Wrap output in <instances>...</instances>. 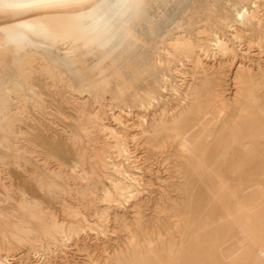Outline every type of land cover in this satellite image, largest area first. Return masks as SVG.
<instances>
[{
  "label": "bare ground",
  "instance_id": "6f19581e",
  "mask_svg": "<svg viewBox=\"0 0 264 264\" xmlns=\"http://www.w3.org/2000/svg\"><path fill=\"white\" fill-rule=\"evenodd\" d=\"M149 1L152 0H0V54L13 56L12 68L9 66V69L5 68L0 73V129L3 124L10 125L11 130L7 133L9 136L10 134L13 136L7 140L16 144L17 150H23L27 154L29 152V155L30 153L34 154L36 159L45 165L46 178L40 174L38 175L34 172L35 170L29 175L26 174L29 178H35L39 190L44 194L63 195L66 192L72 193L74 191L76 194L87 195L86 188H81L76 180L86 181V184L93 181L95 192L100 191V195H102L100 198L107 203V207L103 209L101 214L100 210L96 212L99 220L104 217L108 209L113 206L119 208L121 200L125 199L127 201L131 197L130 194L134 192V190H131L132 183H139V178L131 174L128 166H126L136 162L134 158H139L131 148V142L136 146L135 150L139 146L143 147L145 157L140 158L145 161L162 156L170 146H176L171 157L174 160L173 167L175 171L179 178L184 181L179 188L183 196L178 201L168 197L167 202L164 201L156 205L160 212H166L171 219H174L173 227H166L167 236L150 231L146 227L140 205H137L136 216L133 220L130 219L132 221L125 219L124 215L116 212L114 221L122 224V227L129 234L127 241L129 249L125 251L121 248L114 251L113 255L108 256L107 264H264V242L258 239L255 228V224L264 228V219L260 216L256 217V213L263 214L264 212V171L261 169L260 171H253L252 169V165H256V163L259 166L264 164L263 63L261 61L254 62L253 57L248 61L246 58H241L237 62V54L229 44V39L220 35L215 27L214 30L213 27H208L209 25H205V27L203 25L196 27L190 25L194 27L193 31L195 30L199 36L206 32L215 34V38H212L211 41L215 42L214 46H216L219 54L216 53L220 55L219 60L214 58L211 60L213 63L210 61L209 45L202 44L203 41L201 43L197 42V38L195 40L192 37L191 31L180 30L174 34H171L174 30L170 34L167 31L161 42L163 41V48H165V44L167 46L165 50L168 53H166L170 54L169 56L172 55L174 60L178 61L177 67L173 69L174 74H180L179 76H181L185 62L191 66V69L184 73L186 75H183L185 80L182 84L173 86L174 84L169 83V78H163L161 75L162 80L160 78V80L148 83L144 88L135 87L136 81L148 78L161 64V60H158L159 57H151L152 52L149 53L151 55H148L147 40H140L133 31L126 36H122L124 24L132 22L133 16L139 14L146 16L149 14ZM160 1L153 0L152 3L158 4ZM262 1L240 0L241 5L234 9V19L227 20L224 25L234 41L240 43V45L247 44L249 50L252 47L256 48L258 54L264 57V5ZM196 8H199V6ZM195 10L188 15L189 20H193L201 11L200 9ZM179 20L182 19L179 18ZM203 20L209 23L211 19L207 16ZM203 20L201 19V21ZM221 20L223 19L220 17L218 21ZM214 25L216 26V24ZM149 31L151 32V30ZM193 34L195 33L193 32ZM205 43L208 42L205 41ZM138 44L145 51L139 61L135 58L131 59L130 64L127 66L124 64V55L115 58L116 53L121 49L126 51L128 48L130 50ZM98 50L103 52V57L95 66L99 70V73L96 74L95 68L87 69L85 59L90 55H94ZM108 60L112 61L111 64L105 65ZM235 65L236 71L233 75L234 94L231 92L233 97H227L223 90L226 68L230 69ZM129 67L133 69L132 75L127 70V68L130 69ZM168 68L170 69V67ZM38 75L43 76L45 80L46 78L51 79L53 87L57 85V82L61 87L62 82L65 81L72 84L73 94L77 95L75 99L77 101L82 100L74 110L77 114L83 115L81 119L79 118L80 120L77 119L82 120L80 126L85 133L90 134L97 129H102V131L105 130L109 132L107 134L112 136L113 141L109 142L105 148L108 153H116L122 159V163L114 161L112 156L106 155V151H103L102 155L99 153L104 162L102 166L113 169L118 174V178L107 176L112 188H108L103 183L101 176L94 170V167H87V160L85 162L78 160V162L65 163L51 155H43V152L42 154L36 148L30 147L34 141L32 142L26 138L29 132L20 125L18 126L15 121L20 122L24 116H28L27 98H30V96L35 101H33L35 111L40 115H42L41 113H47L46 109L48 110L49 107L44 106L46 103L43 104L42 98L36 97V94H43L33 84ZM72 89L69 91H72ZM169 91L177 95V98H175L177 102L174 105H168L164 102L163 98L166 97L164 94ZM108 95H111V99L107 100L108 103L106 104L109 106L107 110L110 111V116L121 126L125 123L122 120L124 113L130 112L132 107L138 110L137 120L134 123L138 127L136 134L130 136L128 133L118 132L114 126L110 127V125L103 122L104 112L99 113V110H90L92 105L93 108L96 106L93 103L101 100L103 103ZM72 100L71 102H73ZM154 101L158 103L161 101L164 104L162 103L163 105L159 108L157 106L155 109L152 108V111L147 114L146 104L152 106ZM39 103L41 107L38 105ZM47 119L50 123L55 124L51 117H47ZM28 125H30V121ZM127 128L123 129L127 130ZM7 133H5L6 136ZM70 138L71 136L67 140H70ZM87 138L89 139V136ZM74 141L76 143L75 135ZM94 143L96 144V142H93V145H95ZM236 146H242L244 153L241 162L231 171L233 175H238L240 178L239 184L232 187L225 180L222 167L228 161L227 156H229L230 150ZM6 147L8 148V145ZM110 149H113V151ZM8 151H10L9 148ZM52 161L55 162L54 165H50ZM56 165L57 167H55ZM71 178L75 180V186L73 184L72 187L71 184L65 186L59 182L68 183ZM3 179L1 180L4 181L3 185L7 190L6 183L9 181ZM18 189L22 192V200L17 203L22 216L15 217L17 215L14 214L15 216L10 217L0 209V231L4 234V237L10 235L9 237L18 240L19 243L24 235L29 236L36 230L41 229L47 234L49 244V242L57 239L56 234L58 232L68 231L70 235L78 232L80 226H74L76 221L72 220L73 218H68V221L58 219L52 209H48L49 206L46 207L44 204V207L42 201H37L38 198L35 200L29 197L26 189L21 187ZM91 193H94V190L89 192V194ZM11 195H8V198H11ZM202 195H206V197ZM15 200L13 199V202ZM4 201H8L7 197L6 200L4 198ZM202 201H204V204ZM64 206L67 209V214L71 217L81 216L79 208L70 205ZM201 207H203V211H199ZM98 223L95 226L100 228V221ZM4 237L3 240L6 239ZM29 237H26L27 240ZM18 243L16 242L17 246ZM25 245L28 247V244ZM17 254H20V256L11 255L0 258V264H27L29 253L19 251ZM38 256L40 255L38 254ZM91 262L93 261L91 260ZM92 264L96 263L93 262Z\"/></svg>",
  "mask_w": 264,
  "mask_h": 264
},
{
  "label": "rangeland",
  "instance_id": "374dc122",
  "mask_svg": "<svg viewBox=\"0 0 264 264\" xmlns=\"http://www.w3.org/2000/svg\"><path fill=\"white\" fill-rule=\"evenodd\" d=\"M188 1L187 0H161L158 4L152 3L153 0L149 1L148 2L149 8L147 6L148 13H149L148 15H146V16L142 15L141 16V14H139V15L133 16L132 22L124 24V30L122 32V36H126L127 34H129V32L133 31L135 33V35L139 37L140 40H143V39L147 40V42H148L147 48L149 47V49H147V51L149 50L148 55L153 54V55H151L152 58H158L159 57L158 60H161L160 66L153 71L154 73L152 72L153 74L151 73L148 76L149 79L146 77V78L141 79L142 81H139V80L136 81L137 83L134 84L135 87L144 88L146 86V84H148V83H152L155 80H160V78L162 80V76H163V78H165V77L169 78V81H170L169 83L172 85L174 84L173 86L180 85V84H182L183 80H185L183 78L184 77L183 75H186L184 73L189 71V69H191V66L189 64H187V62H185V67L181 71L182 77L179 76L180 74H178V75L174 74L173 69L175 67H177L178 61L174 60V57L172 55L169 56L170 54L169 55L167 54L168 51L165 50V48L167 46L165 44V46H164L165 48H163V43H162L163 41L161 42V40H163V35L165 37L167 31H168V34L173 32V30H174V32L171 34H174V33H176V31L178 32L180 30H184V31L187 30L189 32L191 31L192 37L195 40L197 38V40H196L197 42L201 43L203 41L202 44H207V46L209 45V52H211L210 61L214 58L215 59L217 58V60H219L220 55H218L219 52L216 49V46H214L215 42L211 41L215 38V34L214 33L209 34L208 32H206L207 34L202 33V36H199L196 34L195 30L193 31L194 27L202 26V25H203V27H205V25H209L208 27H210V26L213 28L215 27L216 31L220 35H223V36L227 37V39H229V44H231V46L233 47V49L235 50V52L237 54V56H236L237 62L241 58H246L247 61L254 58L253 59L254 62L261 61V63H263V66H264V61H262V60H264V57H262L261 54H258V51H256V48L252 47L249 50V47L247 44H245V43L241 44V45H240V43L238 44V42L234 41L231 38V36H230L231 34L228 32L227 27L224 25V23L227 20L234 19V16H233L234 9H235V7H237V6L239 7V5H241L240 0H227V1L226 0H206L207 3L205 2V0H203V1L202 0H196V1L195 0H188ZM262 3L264 5V0L262 1ZM151 4H152V6H151ZM217 4H218V6H217ZM220 5L224 8H222ZM198 6H199V8H196ZM207 7H208L209 11H208ZM216 8H217V10H216ZM195 9H197V10L200 9L201 11H199L198 14L195 16L196 18L194 17L193 20H189L188 15L190 13H193L194 11H196ZM221 11H223V12H221ZM208 13H210V14H208ZM164 14H166V15L164 16ZM214 14L216 16H213ZM224 14H226V15L228 14V15L226 16ZM207 16H209L211 19L209 23H207L208 21L203 20ZM197 17L200 19H198ZM220 17L223 19L220 21L221 23L218 21V20H220ZM179 18L182 20H179ZM185 18L187 19V21ZM152 19H153V21H152ZM201 19L203 21H201ZM199 20H200V22H198ZM212 21H214V22H212ZM156 23H158V24H156ZM161 24H163V25H161ZM214 24H216V26ZM183 25H185V26H183ZM190 25H192V26L195 25V26L192 27ZM187 26H189L190 28ZM215 28H214V30H215ZM153 29H154V32H153ZM149 30H151V32ZM156 30H158V31H156ZM193 32L195 34H193ZM213 34H214V36H213ZM205 41L208 43H205ZM151 42H152V44H151ZM209 43L212 45H210ZM235 44H237V45H235ZM153 45H154V47H153ZM139 46L140 45L138 44L130 50L127 48L126 51H125V49L124 50L121 49L119 52L116 53L115 58L116 57H123V55H124V57H123L124 64L127 66L130 64L131 59L135 58L137 61H139L141 58V55L143 53H145L144 49H142V47H139ZM159 47H160V49H159ZM241 50H242V52H241ZM216 52H218V54ZM246 52H248V53H246ZM149 53H151V54H149ZM216 56H218V57H216ZM102 57H103V52L101 50H98V51H96V53L94 55H90L89 57H87L85 59L87 69L95 68L96 64L98 63V61L101 60ZM164 59H166V60H164ZM210 61H208V63H210ZM111 62H112L111 60H108L105 65H109V64H111ZM175 62H177V63H175ZM211 62L213 63V61H211ZM12 63H13V56L0 54V73H2L3 69H5V68L9 69V66L11 67ZM172 63H173V65H172ZM168 67H170L171 70ZM127 70H129L128 71L129 74L131 73L130 75L133 74V69L127 68ZM235 71H236V65L230 69L226 68V76L224 78L223 90L225 91V94L227 97H233V94H234L233 75H234ZM14 72H16V71H14ZM95 73L96 74L99 73V70L97 68H95ZM37 77L34 80L33 84L36 86V89L40 90V92L42 91L43 94H41V95L36 94V97L39 96L38 98H40V99L42 98L44 101L43 104L46 103V104H44V106L47 105L49 107L48 110L46 109L47 113H44V114L41 113L42 115H40V113L35 111V109H34L35 103H33V101H34L33 97L30 96V98L29 97L27 98V107L29 108L28 109V112H29L28 116H30V117L24 116V118L20 122L15 119L17 121V122L15 121V123L18 126L20 125L21 127H23L24 130H27L29 132V134H27L28 136L25 135V136H27L26 138L30 139L32 142L34 141L31 144V146L30 145L29 146L34 148V149L36 148L41 153L43 152L44 153V154L42 153L43 155H45V154L51 155V156L55 157L57 160L65 162V163H71L73 161L78 162V160H80L81 162H85V160H87L86 161L87 167H89V168L94 167V170L97 171V173H99L98 174L99 176H101L100 178L103 180V183L108 188H112L111 182L109 180H107V176L109 175L111 177L118 178V174L113 169H109V168L107 169L106 167L102 166L104 162H103V159L101 157V155L103 154V151L107 152V149L105 148L106 145L109 142L111 143L113 141L112 136L107 134L109 132H107L105 130L102 131V129H99V130L97 129L96 131H94L90 134H87V133H85V131H83L82 127L80 126V122H82V120L79 121L81 119V117H83V115L77 114L74 110L75 107L78 106L82 100L77 101L75 99L77 97V95L73 94L74 91L72 89L73 87L71 86L72 84H70L68 81H65V82H62V87H61V85H58L59 83L57 82V85L53 87L51 79L46 78V80H48V81H46L43 76H42L43 78L40 75H38ZM173 79H174V81H173ZM179 79H181L182 81L180 80V82H179ZM176 83H178V84H176ZM49 84H50V86H49ZM51 84H52V86H51ZM137 84H139V85H137ZM140 84H142V85H140ZM47 86H48V88H47ZM69 86H71V87H69ZM39 87H41V88H39ZM70 88L72 89V91H69V90H71ZM66 89H67V91H66ZM53 92H55V93H53ZM141 92L143 93V91H141ZM56 93H58V94H56ZM66 93H68V94H66ZM64 95H65L66 99L64 98ZM72 95H74V96L72 97ZM164 95H166V97L163 98L165 104H168V105L176 104L177 99H175V98H177V95H174V93H172L171 91L165 93ZM70 99L71 100L73 99L72 100L73 102H71ZM110 99H111V95H108L107 99L103 100V103H102V100L97 102V103L95 102L93 104L94 105L96 104L97 107L95 106V108H93L94 106L92 105V107L90 106L91 108L90 107L89 108H90V110H96V111L99 110V113L104 112V114H103L104 121L103 122L110 125V127L114 126V128L118 132L125 133V134L128 133V134H130V136L132 134H136L138 132V127L136 125H134V123L137 120L136 115L138 113V110L136 108L132 107V109L130 110L131 113L129 111L124 113L122 116V120L125 121V123L122 124L123 126H121V124H118L110 116V114H109L110 111L107 110V107L109 109V106L106 103H108L107 100H110ZM178 99H179V96H178ZM60 100H62V101H60ZM104 101H105V103H104ZM160 102L158 103V102L154 101L152 103V106L149 104H146V107H147L146 112H148L147 114H149L150 111H152V108L155 109L156 106H157V108H159L164 104L163 102H161V103ZM76 103H78V104L76 105ZM67 104H69V105H67ZM38 105L40 106V103ZM100 106H101V108H100ZM31 113L34 115H32ZM134 113H135V115H134ZM91 116H93V115H91ZM47 117H51L53 119V121L55 122V124L50 123L48 121V119L46 120ZM77 118L78 119L80 118V119L78 120ZM31 120H32V122H31ZM29 121H30V125H28ZM76 122L78 124H75ZM21 123H23L24 125ZM76 125H78V126H76ZM9 126L10 125H8V124H3L1 129H0V160H1L0 161V171L3 170V171H1L0 178L1 179L4 178L3 180L9 181L8 183H6V186H8V189L10 188L9 190L8 189L5 190L4 185H3L4 181L2 182V180L0 179V197L2 196L0 198V209L3 210L5 213H7V215L10 217L13 216L14 214L17 215V216L14 215L15 217L22 216V215H20V214H22L21 209L19 208V206L17 204L18 202H20L22 200V197H21L22 192H20L19 189L17 190V188L21 187L23 189H26L29 197H31L35 200H37V198H38L39 200H37V201H39V202L42 201L41 203L43 204V206H44V204L46 207L49 206L48 209H52V211L54 212V214H56L58 219H66V221H68L69 219L73 218L72 220L76 221L74 223V226L77 225V227L78 226H80V227H78V232H77L78 234L77 233H71L73 235H70V234H68L69 233L68 231H64V232H60V233L58 232L56 234L57 239L53 242L52 241L49 242V244H48L47 234H45V232L41 229H38L35 232L31 233L29 236H32V237H29L28 235H24L23 239L19 242L22 245H20L18 243V240H15V239L9 237L10 235L8 237H4V234L0 231L1 232L0 233V258H5V257L11 256V255H15L16 257H19L20 254L18 255L17 252L24 251L25 253H27V252L29 253V258H28L27 264H90V263L92 264L93 262L96 264H107L106 262H107L108 256L113 255L115 253L114 251H117L118 249H121V248H122V250H125V251H127L129 249V246L127 244L129 234L122 227V224L116 223L114 221V214L116 212H118L120 215H124L125 219L127 218L129 221H132L133 218L136 216L137 205H140V211H141L142 216L144 218V221L146 223V227L150 231H154L157 233L159 232L162 235L167 236L166 227L167 226L173 227L174 219H171L169 214H167L166 212H160V210L157 209L156 205H159V204L163 203L164 201L167 202L168 197H171L174 200L178 201L183 196L181 194L179 188L182 186L184 181L179 178L177 172L175 171V168L173 167L174 160L171 157V155L175 152V147H176L175 145L170 146L162 156L151 158L150 160L145 161L144 159L141 160V158H140V157L145 155L143 147L139 146L138 148H136L137 150H135L134 148L136 146H134V143L131 142L130 146L133 149V151L135 152V154L138 155L139 158L138 159L134 158L136 162L132 163L131 165H126V166H128V170L131 172V174H134L136 177L139 178V183H132L133 185L131 186V190H134V192L132 193L133 195L130 194L131 197L128 198L127 201L125 199H123L124 201L121 200V204H120L119 208L117 206H113L114 208L112 207L111 209H108V211H107L108 213L106 212L104 217L101 220H99V216L96 215V212L98 210H100V214H101L103 209H105L107 207V203L102 201V199L100 198V196H102V195H100V191L95 192V185H94L95 183L93 181H91V182H87L89 184H86V181L79 180V179L76 180L77 184L78 185L80 184L79 186L81 188H83V187H84L83 189L88 188L89 191L85 189V191L87 192L86 193L87 195L76 194L74 191L72 193L66 192L63 195H56L55 194L56 196L44 194L43 192H41L39 190V186L37 184L38 182L35 180V178L34 179L29 178V177H27V175L33 173V171L35 170L34 172H36L38 175L40 174L42 177L46 178L47 170H45L46 169L45 165L42 164L38 159H36L34 154L30 153V155H29V152L27 154V152H24L23 150H19V149L17 150V145L13 144L12 141L9 142L7 140L8 138L9 139L12 138L11 136H13L11 134L9 136V134L7 133L9 130H11V127H9ZM8 128H10V129H8ZM123 128H127V130L123 129ZM1 130H4V131L1 132ZM46 132H48V133H46ZM5 133H7L8 135L6 136ZM95 134L97 136L96 139H95ZM74 135L76 136V143H74L75 142L74 141ZM70 136H71V138L72 137L73 138L72 139L70 138V140H67V139H69ZM88 136H89V139L87 138L88 139L87 140L86 137H88ZM104 138H105V140H104ZM79 139L83 143H80L81 141ZM93 142H96V144L94 143L95 145H93ZM101 142L104 144H102ZM75 144H77V145H75ZM7 145H8V148L10 149V151H8V148L6 147ZM20 145H22V144H20ZM65 145H66V147H65ZM87 146H89V147H87ZM92 147H93V149H92ZM4 148H6V149H4ZM92 150L94 153L92 152ZM5 151H6V153H5ZM19 151H21V152H19ZM111 151H113V149ZM83 152H84V154H83ZM263 152H264V141H263ZM8 153H10V154H8ZM80 153H82V154H80ZM112 153L107 152L106 155L112 156L113 160L114 161L116 160L117 163H122V161H121L122 159L120 157H118V155L116 153H113V155H112ZM243 153H244V149L242 146H236L234 149H231L229 152V156H227L228 161H226L224 163V166L222 167V171L224 172V175H225V180L232 187L239 184L238 181L240 178L238 175H233L231 173V171L241 162V159L243 158ZM92 154H94V155H92ZM31 158L32 159L35 158V159L32 160ZM27 160L28 161L30 160V161L28 162ZM17 161L20 162L21 164L18 163ZM54 161L50 162V165H54L56 162V161L55 162ZM39 163H40V165H39ZM88 163L91 164V166H89ZM19 165H21V166H19ZM55 167H57V165ZM252 169H253V171H260V169L264 171V164H263V166H259L256 163V165H252ZM4 176L8 177V178L6 179ZM33 180H34V182H33ZM68 181H69L68 183L63 182V181H59V182H61L65 186H67L69 184H71V187H72V184L75 186V184H74L75 180H72V178H71ZM263 181H264V177H263ZM36 187H38V188H36ZM134 187L138 190L136 191V189ZM12 190H13V194H12ZM93 190H94V193L89 194V192H93ZM14 191H16L17 193L15 194ZM9 192L14 196H12ZM94 194H96V195H94ZM8 195L9 196L11 195V198H8L9 197ZM15 196H17L16 197L17 201L15 200ZM202 196L206 197V195H202ZM6 197H7L8 201L5 202L4 198L6 200ZM13 199L15 200L14 202H13ZM63 200H65L66 203ZM95 200H96V202H95ZM2 202L5 204H3ZM202 203L204 204V201H202ZM14 204H16V205H14ZM64 205H70V206H74V207L79 208L80 212H81V216H78L76 218L71 217L70 215L67 214L68 212H66L67 209L65 208ZM16 206H18V207H16ZM117 208L119 209V211ZM19 210H20V212H19ZM199 211H203V207H201L199 209ZM257 216H260L261 218L264 219V212H263V214H261L259 212L256 213V217ZM77 219H78V222H77ZM130 219H132V220H130ZM99 221H100L101 227L97 228L95 225L99 224L98 223ZM255 225H256L255 228H256V234H257L258 239L261 242H264V228L263 227L261 228V225H258V224H255ZM63 233L68 234L71 239L69 240V236L68 235L66 236ZM33 235H34V237H33ZM25 236L29 237L30 239L28 238V240H27V238ZM3 237L6 239L3 240ZM58 237L60 240L62 239L63 241L62 240L60 241L58 239ZM45 238H47V239H45ZM64 238H66V239L64 240ZM42 241H43V244H42ZM58 241H60V243H58ZM16 242L18 243V246H17ZM54 242H56V243H54ZM24 243L28 244V247H26L27 245H25ZM51 243H53V244H51ZM65 244H66V246H65ZM41 245H43L44 247H42ZM39 247H41V248L39 249ZM25 248H26V250H25ZM45 248L47 251L45 250ZM38 249H39V251H38ZM50 249H52V250H50ZM38 254L40 256H38ZM25 257L27 258V256H25ZM91 260L93 262H91Z\"/></svg>",
  "mask_w": 264,
  "mask_h": 264
}]
</instances>
